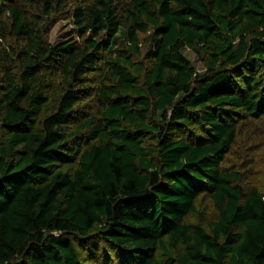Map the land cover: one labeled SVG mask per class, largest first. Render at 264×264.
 Masks as SVG:
<instances>
[{
	"label": "trees",
	"instance_id": "1",
	"mask_svg": "<svg viewBox=\"0 0 264 264\" xmlns=\"http://www.w3.org/2000/svg\"><path fill=\"white\" fill-rule=\"evenodd\" d=\"M250 144L264 0H0V264H264Z\"/></svg>",
	"mask_w": 264,
	"mask_h": 264
},
{
	"label": "rangeland",
	"instance_id": "2",
	"mask_svg": "<svg viewBox=\"0 0 264 264\" xmlns=\"http://www.w3.org/2000/svg\"><path fill=\"white\" fill-rule=\"evenodd\" d=\"M74 25L73 22L66 18L58 19L51 27L49 33V40L54 43L56 41L65 39L73 35ZM146 45H143L145 50ZM185 56L189 59L191 65L197 72L202 73L205 70L203 63L196 53L188 48L183 50ZM242 144L240 143V146ZM245 145V144H244ZM260 149L254 148L253 145H248L243 148H232L231 153L226 157L224 166H232L236 169L243 170V174L249 180H257L264 185V145ZM202 211L201 219H197L201 224H205L208 220L216 216V209L211 207L206 198L202 199L200 205Z\"/></svg>",
	"mask_w": 264,
	"mask_h": 264
}]
</instances>
